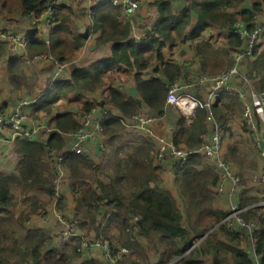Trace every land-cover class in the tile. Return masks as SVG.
I'll use <instances>...</instances> for the list:
<instances>
[{"label":"trees","instance_id":"obj_1","mask_svg":"<svg viewBox=\"0 0 264 264\" xmlns=\"http://www.w3.org/2000/svg\"><path fill=\"white\" fill-rule=\"evenodd\" d=\"M46 1L0 0V29H3L4 23L18 22L19 18L23 19L27 16L39 18L46 8ZM185 2L184 8L179 13H174L172 0H157L156 5L160 15L153 22L152 29L147 31V37L138 43L131 38V24L120 21L119 9L121 8L119 6L110 2L97 6L94 14L95 30L100 32L103 43L113 42L112 55L96 61L88 68L89 71L86 75L78 74V70L73 72V82L70 80L55 82V88L61 90L64 85L65 90L63 89L59 93H56L55 90L52 95L50 92L45 94L42 99L43 106L51 107L61 94L66 93L69 82L72 83V88L76 85L82 88H94L103 82L105 74L110 73L112 76L116 68H121L124 65L128 69H137V89L142 99H135L119 89L111 88V100L122 112V117L127 120L133 118L140 113L143 102L147 103L152 110L162 108L167 102L170 84L176 80L174 77L180 74L181 70L178 65L165 61L161 49L170 42L174 43L182 39L183 36L196 38L206 28L218 25L223 28H231V49L232 53L237 52L243 44V39L239 33L234 31L235 25L243 22L248 29L255 28L253 17L257 13H263L262 3L264 0L254 3L252 9H243L239 12L230 10L238 8L245 0H185ZM70 13L69 6H57L54 26L49 37L50 46H47L48 43L45 40L36 37L37 32L34 31L35 33L28 34L31 36L27 43L28 51L35 54L45 52L49 48L59 61L65 62L68 58L67 55L79 49L88 37V34H79L73 30ZM193 16L197 17L195 28L191 33L185 34ZM10 27L13 28V25ZM2 45L5 43L0 41V47ZM258 53L259 46L257 45L254 54L247 59L258 55ZM263 54L264 50L258 55L256 61L250 62L249 75L247 73L250 79L260 77V80L255 82L259 89L264 88ZM154 59L162 62L161 67L156 68V72L162 71L163 75L169 79L167 83L157 76L149 79L143 77L142 71ZM19 60H21L19 57L12 56L8 66L9 81L16 88L22 87L25 82L23 77L19 76L22 71ZM104 60L107 61L102 64ZM46 98L49 99L46 100ZM239 98L240 96L234 91L223 90L220 93V102L213 106L212 112L223 127L232 118L235 107L240 104ZM94 107L95 105L92 103H84L81 107L82 114ZM63 118L69 125L65 127L59 123V130L53 132L50 140L46 143L17 137V150L23 155V159L18 165V174L6 175L0 171V213H10L11 208L16 204L13 192L15 183L26 184L28 187L38 190L39 194L55 198L54 174L51 172L49 164L44 161V156L52 152L53 147H61L63 133H69L80 126V121L75 120L73 114H66ZM206 119L207 111L202 108L197 110L191 123H188L183 116L176 118L174 144L193 151L184 166H175L173 163L176 181L179 183L181 192L180 199L185 204V214L180 209L177 198L162 184L159 175L163 163L169 160L176 162V160L168 153L163 159H159L157 141L153 137L139 134L141 137L133 139L132 142H135L128 146L133 150L128 151L125 158L127 169L116 168L117 173L109 185L101 186L100 194L89 190L88 195L84 196V198L90 199L91 203L94 200L97 201L94 206L96 213L90 218L91 223L96 224L97 216L103 213L101 217H105V222L108 224L120 222L124 228H129L131 227L130 220L138 217L134 222V227L138 229L139 234L151 240L158 239L164 246L161 264H207L208 256L212 257L211 264H255L242 247L244 238L242 234L222 222L229 211L213 207L215 193L212 187L217 186L220 176L214 166L208 161V163L205 162L206 158L198 152L204 144V136L208 131ZM102 125L104 135L107 136V144L116 147L113 152L114 158L119 159V152L123 147L118 146L116 140L119 134L126 131L127 127L115 118L105 119L102 121ZM49 149L52 151L47 152ZM61 149L56 148L55 150L60 152ZM106 151L108 150H104V152ZM122 162L124 161H119L117 166ZM65 164L69 170L73 171L72 176H76L78 172L81 174L82 167H94L92 160L86 154L69 155L65 159ZM18 175H20V179ZM127 181L132 184L130 190L127 188V184H123ZM117 184L122 187L118 188ZM125 189L128 190L127 193L123 192ZM248 192L249 189H246L240 195V207L246 206L249 199ZM34 206V210L41 207L38 205V201ZM243 216L247 220L253 217L259 223V230L255 236V248L264 263V213L260 207H253L244 212ZM184 218L187 221L186 226H183ZM100 225L102 226V222L96 226L97 234H105L104 228L100 230ZM204 235H207L204 240L195 246L196 241ZM193 236L195 238H192ZM1 239L0 232V264H7L6 248ZM84 239L96 240L98 238H92L89 234H85L81 239H77L73 248L80 255L89 252L79 250L81 241ZM51 240V237H47L39 230H31L28 233L26 242L30 244V247H26L25 250L30 249V264H68L69 257L67 255H59L57 250L49 248ZM121 243L120 246L129 251L141 247L135 238L133 240L130 237L123 238ZM45 250L46 253L43 256L42 253ZM112 250L113 257L120 254L118 248L113 247ZM82 264L94 263L85 261Z\"/></svg>","mask_w":264,"mask_h":264},{"label":"crops","instance_id":"obj_2","mask_svg":"<svg viewBox=\"0 0 264 264\" xmlns=\"http://www.w3.org/2000/svg\"><path fill=\"white\" fill-rule=\"evenodd\" d=\"M156 1L157 0H140L139 8L132 16L134 23L133 29L130 27L132 36L131 38H133L137 43L138 41L134 38V35L151 30L153 22H155L160 15ZM261 1L262 0H245L241 6L236 9H231L230 11L239 12L243 9H252L254 3ZM106 2L108 1L74 0L64 4L69 6L71 9L70 17L72 20L71 26L73 30L79 34H88V37L85 43L79 49L67 55L68 58L65 63L68 64L64 70L59 72V74H57L58 66L52 60L40 62L34 66H26L24 63V56L29 52H27L28 49L19 48L17 51L13 52L8 49V45L5 41L0 40L5 43V45L0 47V111H2L6 116L17 115L18 112H20V114L23 116L22 123L24 127L27 130L36 131L35 139L33 140H38L45 143L50 140L52 133L56 130H59V123L65 127L69 125L67 120L63 118V116L66 114H73L75 120L78 121L80 119V115L83 112L81 107L84 103L94 104L95 107L99 109V111L107 110L111 116L109 119L115 118L121 121L123 114L111 100V88L119 89L126 95L135 99H142L141 94L137 89V69H128L127 66L122 64L123 66L121 68H116L114 70L112 76L110 73L105 74L103 77V82L97 84V86L94 88H82L76 85L72 88L71 92L61 94L51 107L49 105L46 107L43 106L44 103H42V99L46 93L48 94L50 92L52 95L54 94L55 90L56 93H59L63 89L65 90L64 85H62L63 88L61 90H59V88H55V82H67V80L73 82V72L80 69L90 68L95 64L96 61L108 58L112 55L113 42L103 43L101 41L100 32L95 30V8L100 4H107ZM185 5V0H172V9L174 13H179ZM262 9V15L264 16V3H262ZM119 10L120 21L123 23L129 22L127 15L123 13L122 9ZM20 20H23L26 27L29 26V30L24 31L25 33L27 32V34H33L35 33L34 31H37L38 29L47 30L45 26H40V28H38V26L43 22L42 17L38 19L40 21L39 25L35 24L33 20L27 17L23 19L19 18V21ZM196 23L197 17L193 16L192 22L187 27L185 34L191 33L194 30ZM46 32L49 33L50 37L52 28ZM230 32V27L223 28L218 25H213L206 28L205 31H203V33L196 38H185V36H183L182 39H179L174 43L170 42L165 47H163L161 51L165 56V61L180 67L181 73L177 74L174 79L179 80L181 83H186L195 79L201 74H218L229 67V65H231L233 62ZM36 37L41 39L38 34ZM50 44L51 41H49L47 46L49 47ZM208 49L212 50L213 53L208 52ZM263 50L264 37L260 41L258 55L261 54ZM45 52H49V54L53 55L55 60H58L57 56L54 55L49 48ZM258 55H254L253 57L246 60L243 65V72L246 74L248 73L249 75V64L250 62L256 61L258 59ZM12 56H17L21 59L19 61L20 69H22V71L19 76L23 77L25 82L20 88L14 87L9 81L8 66ZM106 61L107 60H104L102 64ZM161 65V61L157 59L152 60V63L142 71L143 77L149 79L151 77L157 76L162 78L163 81L167 83L169 79L163 75V72H156V68L161 67ZM33 80H35L34 88L29 86V81ZM257 80L259 81L260 77L256 79L251 78L253 86ZM235 84L237 85V88H239L247 96V101H250V93L246 88H244L241 79H235ZM258 90L264 92V88ZM192 92L200 99L207 98V91L198 85L192 89ZM47 99L49 98H46V100ZM23 100H26L29 103L20 108V104ZM219 102L220 99L215 103V105L219 104ZM245 102L246 101L241 97L239 98L241 108L240 112H242ZM166 103L162 108L152 110L147 103L143 102L140 112L157 118V123H154L152 126L155 132L158 133L159 136H163L167 140L173 141L176 131V118L178 116H183L188 123H191L194 117L191 118V120H188L175 106L168 105ZM235 120H237V117L233 116L223 127V153L226 159H228L230 162L233 173L238 177L241 173H238V171H235V169H242V164H239L230 157L229 147L232 146L233 149L236 148V153L240 158L242 152L239 151L238 146H236L237 144L228 142V140L231 139V136H239L241 133L243 134L245 140L249 139L253 142V139L250 137V135H248L244 128L243 130L238 128ZM205 122L207 123L208 131L204 138L210 135L212 132V124H209L206 120ZM126 132L132 133V130L127 128L123 133L126 134ZM106 137V135L103 136V138L107 140ZM62 139L63 143L61 147H53L54 151H56V148H62L61 150H63L72 142V137H70L67 133H63ZM86 150L87 152L85 154L89 156L90 160H92L94 169L100 167L101 163H103L102 161L105 159V152L94 142H91L86 147ZM48 151L52 150L49 149L47 152ZM22 159L23 155L17 150V137L13 135L12 130L9 128H3L0 130V171L4 173H7V171L17 173L16 168ZM44 161L49 164V168H51V163L49 158H46V155L44 156ZM204 161L207 162V160ZM174 171L175 168L173 162L169 160L163 163L161 170L159 171V175L162 179V184L177 198L179 207L181 208L182 202L179 194V186L176 181ZM72 174L73 171L69 170V167L65 164V171L61 179L62 189L60 200L54 197L49 198L46 194H38V205H41V207L33 211L28 210L29 208H27L25 212L26 218H22V214H19L17 210L19 208L18 204L13 209L11 208L10 213H0L1 218L15 220L20 226L18 237L15 236V238L18 239V245L21 248L25 250L27 247L28 243L26 242V238L31 230H39L47 237H51L52 240L50 242L49 248L57 250L59 255L64 254L68 257L70 256L71 248L73 249V247H75L74 245L76 244V240L81 239L85 234H89L92 238L109 239L112 246L114 248H118V250L122 248L120 246L122 245L121 240L126 237H130L132 240L135 238L141 244V247H144L145 249L148 248L145 246V242L151 239L139 234L138 229L134 227V222H136L134 218L130 220L131 227L124 228L120 222L108 224L105 222V217H101L103 214L101 213L97 216L96 224L98 225L102 222V226L100 225V230L104 228V232H111L112 235H106L102 233L97 234V232H94L93 228L92 230H88V228L91 227V224L85 215H83V213H85V211L90 207L91 209L94 208V206L97 204V201L93 199L94 202L91 203L90 199L84 198V196L88 195L89 190L91 192L100 194L102 192L101 186L103 184L109 185V181L106 182L99 178L95 180V182H92L91 180L84 178L87 177L88 174H85L83 170L81 171V174L78 172L76 176H72ZM80 175H83L84 177ZM98 180L101 181L97 183ZM78 182L81 184L83 183L82 186H79ZM81 188H83L82 191ZM212 189L214 191L215 187H212ZM246 189H248V187L240 183L238 187L234 188L233 182L231 180H227L225 184V192L222 195H216L213 202V207L226 212L229 211L232 203L230 200L231 193L234 192L233 200L235 203L239 204L240 195ZM248 193L252 194L250 191ZM24 196L25 195H23V197ZM23 197L19 196V200ZM21 213H23V211ZM183 222V226H186L185 221ZM71 223H74L76 226L75 235L73 236L72 241L66 244L63 248L56 247L54 245V238L62 231L69 230V225ZM205 237H202L200 241L197 240L198 242L196 241V245L200 244ZM192 238H195V236ZM117 241L120 244L118 246H116L118 243ZM242 247L251 257V246L246 242V244L244 243ZM163 251L164 250L160 252L161 255L158 264H161V256ZM45 253L46 250L43 251V256ZM74 255L75 256L73 260L74 262H77V264L78 262L82 264L85 261H93L94 264H121V262L126 258V255L124 256V254H118L117 256L113 257L112 260L105 258V250L101 246H95L85 255ZM13 259L16 261V258L13 257L9 260L14 261ZM207 259V264H211L212 257L208 256ZM29 261L26 260L22 264H28Z\"/></svg>","mask_w":264,"mask_h":264},{"label":"built area","instance_id":"obj_3","mask_svg":"<svg viewBox=\"0 0 264 264\" xmlns=\"http://www.w3.org/2000/svg\"><path fill=\"white\" fill-rule=\"evenodd\" d=\"M74 0H47L46 8L42 14L43 22L39 25V18L33 16H27V18L34 21L35 24L45 26L47 30H50L54 24V18L56 15V7L64 5ZM113 5L119 6L123 13L129 18V23L133 29V18L140 5V0H107ZM253 23L255 28L248 29L243 22H239L235 25L234 31L239 33L243 39V44L237 52L233 53V62L229 67L218 74H201L195 79L186 83H181L179 80L171 82L167 97V104L175 106L188 120H191L196 115L198 109L202 108L207 111L206 121L212 124V132L210 135L204 138V144L198 152H200L209 164L213 165L215 170L220 176L219 183L214 189L216 195H222L225 192V184L227 180L233 182L234 188L239 186V178L233 173L232 167L228 159H226L223 153V127L215 119L212 108L215 103L220 99V93L223 90L237 92L240 97L245 100V105L242 110L243 126L246 132L253 139V144L256 149L257 155L261 161V173L256 176L254 184L257 187L256 193H249V199L245 207H240L238 203L233 201L234 192L231 193L230 198L232 200L229 213L223 219L227 227L239 231L243 237L247 240L248 245L251 246V258L255 264H264L260 256L256 252V240L255 236L259 230V223L255 219L247 220L243 216V213L253 207H260L262 213H264V92L257 91L253 87L248 75L243 72V65L249 56L254 54V51L259 46L261 39L264 36V16L262 13H257L253 17ZM47 30L38 29L36 32L49 43V33ZM147 37V32L141 34H135L134 38L137 41H141ZM0 40L7 43L10 51H17L19 48H26L27 43L30 41V36L24 31H20L15 28H3L0 29ZM28 52V50H27ZM52 60L58 66V71L61 72L67 66L68 63L55 60L52 54L49 52L41 53H27L24 56V63L26 66H34L40 62ZM241 79L244 88L250 93V101H247V96L242 92L235 84V79ZM200 86L207 91V98L200 99L196 94L191 92L195 86ZM29 102L23 100L20 104V108ZM19 108V109H20ZM107 110L99 111L97 107L92 108L80 115V126L69 133L72 137V142L69 146L65 147L62 151H52L46 155L51 163V172L54 174V183L56 191V199L61 197L62 189V175L65 171V159L72 154H85L87 152L86 147L94 142L100 149L107 150L106 139L104 136V127L102 121L109 119ZM23 116L18 112L17 115L6 116L0 111V130L3 128H9L12 130L15 137L26 138L29 140L35 139L36 131L27 130L22 123ZM158 121L157 118L146 115L142 112L133 116L130 120L121 117V122L128 128L137 131L140 135H146L153 137L157 143V156L159 159H163L165 155L170 154L176 162L174 165L184 166L193 153L192 150L177 146L173 141H169L163 136H159L153 129V124ZM141 132V133H140ZM162 161V160H160ZM108 217V216H106ZM138 217H134L136 221ZM75 224L69 225V230L62 231L54 238V245L58 248H63L66 244L72 241L75 235ZM95 246H101L105 250V258L113 259V246L109 240L104 238H98L96 240L84 239L81 241V247L79 250L91 251ZM128 253V249L120 248V254Z\"/></svg>","mask_w":264,"mask_h":264},{"label":"rangeland","instance_id":"obj_4","mask_svg":"<svg viewBox=\"0 0 264 264\" xmlns=\"http://www.w3.org/2000/svg\"><path fill=\"white\" fill-rule=\"evenodd\" d=\"M22 22H23V20L18 21V22H13V23L7 22V23H4L2 27L3 28H10V26L13 25V28H16L20 31L29 30L28 29L29 26L26 27L24 25V22L23 23ZM208 52L213 53V51L209 50V49H208ZM263 56H264V54H263ZM261 57H262V55H261ZM262 58H264V57H262ZM88 71H89L88 68L80 69V70H78V74H81V75L85 74L86 75V73ZM34 81L35 80L29 81L30 87H33V88L35 87ZM69 83L71 84V82H69ZM70 84L68 85L69 88L66 90V93L72 91V84L71 85ZM253 87H255V89L257 91H261V90H258L259 87L256 85V83H254ZM190 91L192 92V89ZM240 109L241 108H240V104H239L238 106L235 107V111L233 112L232 117L233 116L237 117V120H235V123L237 124L239 129L243 130V128H244V126L242 125L243 124V115H242V112H240ZM156 125H158V124H156ZM139 137H141L139 135V133L137 131H134V130H132V133L126 132V134L125 133L119 134L117 137V140H116V144L118 146L123 147V149L120 150V152H119V159H115V158L113 159V156H114L113 152L116 150V147H114V146L111 147L110 145L107 144L109 149H108V151L105 152V159L102 161L103 163H101L100 167H98L96 169H94V167H84V168L80 169V171L83 170L85 174H88V176L87 177H84L83 175H80V176L87 178V179L91 180L92 182H95V180L101 178L106 182L109 181V184H110V182L112 181V178L117 173L116 168L123 167V169H127V165H126L127 162H125V160H126L125 158H126L127 154L133 150L132 147H128V146H130L131 144H133L135 142V141L132 142L133 139L136 140ZM228 142H232L233 144H237L236 146H238L239 151L242 152V155H240L241 156V158H240L236 153L237 152L236 148L233 149L232 146L229 147L230 157L233 158L239 164H242L241 165L242 169H240V168L235 169V171H238V173H241L238 176L239 183L248 187V189L251 193H256L258 189L254 184V180H255L254 178L256 176H259L261 173V168H260L261 161L257 155L255 147L253 146V142L250 141L249 139L245 140L242 133L239 136H231V139H229ZM106 143H107V140H106ZM121 160L124 161V162H122L124 164L120 163L119 166H117V164L119 163V161L121 162ZM233 166H234V164H233ZM16 170H17V173H14L11 171H10L11 173L8 171H7V173H4V172L3 173L6 175H9V174H15L16 175V174H18V167L16 168ZM18 176L20 179V175H18ZM99 181H101V180H98L97 183ZM84 182H86V181H84ZM78 183H79V186H82V184H83V183L81 184L80 182H78ZM123 184H127L126 185L127 188L129 190L131 189L132 184L130 181H127ZM178 186H179V183H178ZM117 187L121 188L122 185L117 184ZM29 189H31V190H29ZM82 189L83 188H81V191H82ZM127 191L128 190H126V189L123 190L124 193H127ZM13 192H14L15 197H16V204L12 207V209L18 204L19 208L17 210H18L19 214L20 215L22 214V218H26L25 212H26L27 208H29L28 210H32V211L35 208L34 205L38 201V199H37L38 194H39L38 190H34V189L30 188L26 184L20 185L18 183H15L13 186ZM33 192H35V193H33ZM179 194L181 195L180 189H179ZM23 195H25V196L23 197ZM39 195H41V194H39ZM19 196L23 197V198H21L19 200ZM180 209L183 211L184 214L186 213L185 212V204L183 201H182V206ZM22 211H23V213H21ZM95 213H96V210L94 208L87 209L85 211V213H83V215H85V217L89 220V222L91 224V227H89L88 230H92V228H93L94 232H96L97 224H92L90 218L92 216H94ZM6 214H8V213H6ZM250 219H255V218L251 217ZM184 221L187 225V221L185 218H184ZM0 232H1V237H2L1 240L3 242L2 244L6 248L5 258L7 260V264H22L26 260H28V261L31 260L30 259V256H31L30 255V249L24 250L23 248H21L18 245V239L15 238V236L18 237V234L20 232V226L17 224V222L15 220L0 217ZM104 233L106 235H112L111 232L110 233L104 232ZM244 238L242 240L243 241L242 245L244 243L246 244V242H247V240ZM118 245H120L119 242L117 243L116 246H118ZM145 246H147L148 248L145 249L144 247H139L138 249H135V248L133 250L130 249L131 250L130 252L124 254V256L126 255V258L121 262V264H158L159 258L161 255L160 252L162 250H164V246L160 243V241L158 239L147 240L145 242ZM27 247L29 248L30 244H27ZM163 252H162V254H163ZM77 253H78V255H77ZM77 253L75 252L74 248L73 249L71 248V253L69 256L68 264H77V262H74V260H73L74 256H75L74 254H76L77 256L80 255L79 252H77ZM12 257L16 258V261L14 259H13L14 261H10L9 259ZM28 264H30V261L28 262ZM78 264H80V262H78Z\"/></svg>","mask_w":264,"mask_h":264},{"label":"water","instance_id":"obj_5","mask_svg":"<svg viewBox=\"0 0 264 264\" xmlns=\"http://www.w3.org/2000/svg\"><path fill=\"white\" fill-rule=\"evenodd\" d=\"M214 229H215V228H214ZM214 229H213V230H214ZM213 230H212V231H213ZM205 236H206V235H204L203 237H205ZM200 239H202V237H201ZM200 239H199L198 241H200ZM198 241H197V242H198ZM197 242H196V243H197ZM196 243H195V245H196Z\"/></svg>","mask_w":264,"mask_h":264},{"label":"clouds","instance_id":"obj_6","mask_svg":"<svg viewBox=\"0 0 264 264\" xmlns=\"http://www.w3.org/2000/svg\"><path fill=\"white\" fill-rule=\"evenodd\" d=\"M119 251H120V249H119ZM128 252H129V250H128Z\"/></svg>","mask_w":264,"mask_h":264}]
</instances>
